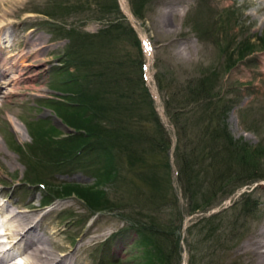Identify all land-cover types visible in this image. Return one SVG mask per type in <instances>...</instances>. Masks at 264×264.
Listing matches in <instances>:
<instances>
[{"label":"rangeland","instance_id":"374dc122","mask_svg":"<svg viewBox=\"0 0 264 264\" xmlns=\"http://www.w3.org/2000/svg\"><path fill=\"white\" fill-rule=\"evenodd\" d=\"M172 2L181 16L164 15ZM0 29L10 56H31L20 86L0 88V201L32 203L51 248L77 264H161L156 223L179 242L168 264H238L264 222V0H20L0 6ZM219 114L259 157L233 162L244 184L229 195L218 186L230 168L207 155ZM119 123L150 139L164 125L171 148L162 157L143 140L142 169L115 149L119 176L103 183L111 161L86 127ZM142 184L160 197L137 198Z\"/></svg>","mask_w":264,"mask_h":264},{"label":"bare ground","instance_id":"6f19581e","mask_svg":"<svg viewBox=\"0 0 264 264\" xmlns=\"http://www.w3.org/2000/svg\"><path fill=\"white\" fill-rule=\"evenodd\" d=\"M19 1L0 0V6L15 5ZM177 4L178 6L181 5L178 2H172L169 6L170 10L165 12L164 15L181 16L180 8L176 7ZM4 33L2 32L0 35V88L2 85L7 84V86H10L7 92L9 93V91L20 86L24 80L23 75L27 72L25 70L28 65H31L29 62L31 56L27 55L30 51L22 52V50L10 56L8 53L12 52L16 43L12 42L13 37L11 34ZM42 59L39 56L35 60L41 62ZM36 88L42 96L43 90L47 89L45 86ZM7 204L6 201L5 203L0 201V213H3L5 218L0 225V229L2 228L4 231L3 233L0 232V236L6 238L4 241L0 240V264H77L79 262L80 258L73 256L75 252L72 251L71 254L65 252L58 255L51 248L52 244H49V242H55L56 237L47 230L39 231L37 224L40 216H35L34 211L37 208H34L32 203L26 205L27 209L17 210H10ZM91 228L89 227V229ZM238 248V252L235 254L239 258L238 264H264V222L259 226H255L245 241L238 245ZM19 259L23 260L24 263L19 262Z\"/></svg>","mask_w":264,"mask_h":264},{"label":"trees","instance_id":"16d2710c","mask_svg":"<svg viewBox=\"0 0 264 264\" xmlns=\"http://www.w3.org/2000/svg\"><path fill=\"white\" fill-rule=\"evenodd\" d=\"M86 81L87 80L85 79V83ZM144 85L146 86V84ZM206 89L208 88L205 87V90ZM207 92L209 91L207 90ZM205 96L209 97L207 95ZM88 103H90V101ZM83 104L88 106L87 102H84ZM75 105L77 106V108L82 107L81 103L79 105L78 104H75ZM82 108H85V107H82ZM95 117H97L98 120H102V121L104 120L102 113L97 112L95 114ZM217 117L219 119H217L215 127L212 124L206 126V130H207L206 134L210 136L208 139V142H211V146L208 149L207 155H210V157L213 158L214 161L215 160L221 161L223 165H225L227 168H230L228 170L229 171L228 174H226L225 176L222 175L221 177L222 182L218 186V187H222V186L226 187V189L224 190H226L225 192H228L227 194L229 195V194L234 193L236 189L240 188V185L244 184L243 180H241V176L238 175L237 170L234 168L233 162L236 161L237 164L239 162L247 163V160L249 161V159H252V158L259 160V157L255 153V151L253 150L248 151L247 147L241 146L235 140L232 133H230L228 122L226 121L225 116H220L219 114ZM123 124L125 123H119L116 125L117 127H113V128L105 126L104 124L103 125L99 124L98 126L93 127V128L90 127L88 124L86 127L87 133H90V135L98 139L97 145L103 147L101 149L105 150L106 155L108 154L109 156L108 160L111 161L109 164V168L107 169L108 171L106 172V174L102 175L101 177L103 183L111 182V181L115 182L114 180L118 178L119 175H118L117 166L119 165L117 161H116L117 165L115 164V160L116 159L120 160L121 158L123 160L124 159L123 155H129L130 159L131 157L132 158L135 157L133 159H138L140 162L139 163L140 169L143 168L144 162H143L142 156H143V151H145L142 147L143 140L147 141L146 150L148 152L157 151V154L158 153L161 154L162 157H164L168 153L169 149L171 148L169 140L162 133L164 132V129H165L164 125L157 124L158 129L156 133H158V136H156V138L152 137V139H150L144 135L142 130H141V134L138 133L139 132L138 130L137 133L133 135V133H131L128 129H126L127 127H125ZM134 141L139 142L138 143L139 148L135 146ZM91 147L92 145L89 144V148ZM115 149H118L119 152L123 150L124 153L120 156V159L118 156L115 157L112 155V151L114 152ZM121 164L122 162L120 163V165ZM185 167H186L185 168L186 171L190 169V166H188V164ZM142 173H143V170L142 171L137 170V174L140 177L141 182L144 181L143 179L144 177L141 176ZM262 176L263 175L261 174L260 177ZM260 177L259 176L252 177V180L260 178ZM217 184L218 183H214V184L209 183V185L206 186L207 190L205 189L206 188L205 186L203 188L207 194L210 192H213L214 190L216 193L215 186H217ZM139 189L141 191L138 194L139 196L137 195V198L142 197V200L144 201V203H146L148 199H154V198L156 199L160 197V193H157L156 190L144 189V184H142ZM104 193L105 192H103V194ZM148 193H149V197H148ZM197 194H198V190L197 192L195 191V195ZM103 196L107 200V197L105 195ZM198 207L199 206H197L196 208L198 209ZM205 219L206 218L202 220H205ZM170 228L171 227L168 228V224L165 225V224H157V223L151 224V227L149 228L148 233L153 237V242L150 241V244L153 243V250H154V251L149 250V253L151 252L158 257L157 252H159L160 255L158 258L160 259L161 264H168V261L171 260L172 254L174 252H176L179 255L178 253L179 242L176 240L177 242L176 244L172 241V236L174 235V232L170 230ZM157 257H156V262H158Z\"/></svg>","mask_w":264,"mask_h":264},{"label":"water","instance_id":"95a60500","mask_svg":"<svg viewBox=\"0 0 264 264\" xmlns=\"http://www.w3.org/2000/svg\"><path fill=\"white\" fill-rule=\"evenodd\" d=\"M54 119H56L57 121V126L60 127L61 129L63 130H68V131H71V132H75L74 129L70 128L66 123H64L61 119L57 118L56 116H54ZM58 119V120H57Z\"/></svg>","mask_w":264,"mask_h":264}]
</instances>
